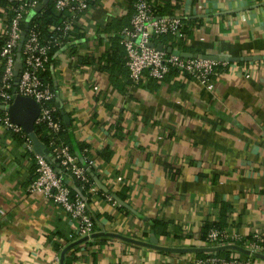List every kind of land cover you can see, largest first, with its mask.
Here are the masks:
<instances>
[{"label": "crops", "instance_id": "obj_1", "mask_svg": "<svg viewBox=\"0 0 264 264\" xmlns=\"http://www.w3.org/2000/svg\"><path fill=\"white\" fill-rule=\"evenodd\" d=\"M132 11L131 0H93L75 37L50 57L49 82L74 155L84 162L83 144L93 161L91 186L81 193L95 230L202 247V227L218 220L222 200L231 205L222 230L263 233L264 0H181L169 14L184 22L185 39L167 36L182 44L158 43L164 48L260 57L231 62L239 71L220 72L212 91L174 74L148 80L143 73L133 83L118 39ZM35 174L33 155L0 120V264H60L71 245L68 214L28 192ZM154 220L168 226L169 238L150 232ZM195 253L204 252L98 236L71 246L64 264L67 257L70 264H192Z\"/></svg>", "mask_w": 264, "mask_h": 264}, {"label": "built area", "instance_id": "obj_2", "mask_svg": "<svg viewBox=\"0 0 264 264\" xmlns=\"http://www.w3.org/2000/svg\"><path fill=\"white\" fill-rule=\"evenodd\" d=\"M7 1L10 3L7 13L10 12L11 16L9 21H0L2 34L5 36L0 50L2 68L0 103L4 111L0 120L8 132L22 139L25 149L33 155L36 174L28 186V192L41 195L68 214L71 223L68 239L69 244H74L82 238L89 239L98 232L95 230L94 221L88 211L87 198L82 195L81 190H75L72 187L74 181L91 186L87 169L92 166L93 161L85 154L84 162L87 167L79 164L70 147L56 137L60 130V120L53 115L55 109L52 99L55 93L43 81L40 74L46 70L54 48H59L72 39L69 32L73 29V23L77 22L89 6L87 0H53L55 9L59 13L68 12V15L58 27V33L43 41L37 28L33 27L26 35L21 27L22 22L32 17L33 10L43 0ZM132 5L130 24L120 31L119 37L125 52V66L133 83H139L143 73H147L148 80H162L167 75L174 74L188 76L212 91L214 81L220 72L239 71L240 66L237 63L201 57H183L169 53L166 49L158 50L155 47H149L148 43L153 42L154 36L185 39L183 37L184 22L180 17L169 14L158 15L149 0H134ZM22 36L23 41L21 42ZM20 44V73L16 93L34 99L39 105L40 113L36 124L46 123L50 128L51 138L49 148H47L53 161L58 162L61 169L55 167L45 157L33 152L29 137L24 135L25 132L21 127L10 121L6 110L13 95L17 48ZM84 151L87 152L86 149ZM107 199L115 204L110 197ZM263 233L258 232L251 237L242 238L235 232L212 228L207 234L208 242L203 247L237 244L250 252L264 254ZM232 252L230 258L216 256L217 253H207L209 255L205 257L194 256L192 264H264V261L259 258L245 254L243 255L246 257H241L242 253Z\"/></svg>", "mask_w": 264, "mask_h": 264}, {"label": "trees", "instance_id": "obj_3", "mask_svg": "<svg viewBox=\"0 0 264 264\" xmlns=\"http://www.w3.org/2000/svg\"><path fill=\"white\" fill-rule=\"evenodd\" d=\"M92 1L93 0H87L89 7H90ZM133 1L134 0H131L132 4H133ZM149 1L154 6L153 9L156 11V13L158 15H162V14H171L172 15V11L178 7V3L181 0H160V1L159 0L158 1L157 0H154V1L149 0ZM53 3H54L53 0H50L41 9H39V10L34 9L32 17L29 20L22 22L21 27H22V30H24V32L26 33V35L31 29H33V27L37 28V30L39 32V36L43 41L49 39L50 36H53V35L58 33V27L61 26L62 21L64 20L65 17H67L68 12L59 13L55 9ZM9 4L10 3L7 0H0V21H5V22L9 21L8 19L11 16L10 12H9V14L7 13V8L9 6ZM77 21H78V19H77ZM76 24H77V22L73 23V29L69 32V35L71 38L75 37L74 31H76L75 30ZM170 37L154 36L152 41L154 42V44H158V43L169 44L173 48L176 47V45H178V44L179 45L182 44V42H178L176 40H173ZM118 39L121 43V38L118 37ZM168 39L171 40L172 42L170 43L168 41ZM4 41H5V36L2 34V31L0 30V50H1V46L3 45ZM55 49H57V48H54V50ZM122 52H123V56H124L125 52H124L123 46H122ZM106 56H107V54H106ZM50 59L47 63L46 70L43 71L40 75H41V78L43 79V81L45 83H47L49 85L50 89L55 93V90L53 89V87L50 85V82H49L48 69L50 67ZM123 65L125 66V60L123 61ZM125 68H126V66H125ZM169 75H172V74H169ZM1 76H2V68L0 67V79H1ZM55 97H56V94L54 95V99H52V105L55 109V111L53 112V115L60 120V130L56 134V137L59 140H61L63 143H65L69 147H71L72 145L70 144V141L68 139L67 126L64 124V122L62 120V115H61L58 107L55 104ZM0 113H1L0 114V117H1L4 114V111H0ZM35 133L39 137V139L46 145V147L49 148V140L51 138V130L47 126V124L46 123L35 124ZM24 135L27 137V135L25 133H24ZM13 137H14V139L22 142V139L19 136L13 134ZM70 149L73 152V154H75V152L72 150L73 148L71 147ZM85 149H86V146L83 144H80V151L84 152ZM86 155H88V152H86ZM51 164H53L55 167H58L59 169H61V167L58 165V162L54 161L53 163L51 162ZM79 164L87 167L86 162L79 163ZM90 168L87 169V175H88V178L91 182L93 179L90 175V171H89ZM74 185L77 188H79V190H81V192H84V193L88 189V184H86V183H80L79 181H74ZM216 206L218 207V210H219L218 220L212 221V222H207V224H204V226L202 227L201 240L204 242L203 245H206V243L208 242L207 234H208L210 229H212V228L221 229V228L227 227L226 213L229 211L231 205L228 204L227 202L221 200L220 202L216 203ZM150 232L154 233L158 237H164L165 239L169 238L171 235L170 231L168 229V226L159 220L153 221V228L151 229ZM143 236L148 238L149 237L148 232H144ZM232 254H233L232 251L224 250V251L217 252L216 256L230 258L232 256ZM207 255H209V254H207V253H195L194 254V256H197V257H200V256L205 257ZM240 256L246 257L243 254H240ZM71 261L72 260L70 257L66 258V264H70Z\"/></svg>", "mask_w": 264, "mask_h": 264}, {"label": "water", "instance_id": "obj_4", "mask_svg": "<svg viewBox=\"0 0 264 264\" xmlns=\"http://www.w3.org/2000/svg\"><path fill=\"white\" fill-rule=\"evenodd\" d=\"M50 0H43L41 4H39L37 7H35V10L41 9L44 5H46ZM24 36V33H23ZM23 36L21 38V42L23 41ZM149 47H155L158 50L166 49L167 52L178 54L183 57H201L204 59H211L221 62H238V61H251V60H258L260 57L258 56H246V57H229L226 55H202V54H189L186 52L177 51L175 49H172L170 47L164 48L162 44H157L155 46L154 42L148 43ZM20 50H21V44L18 46L17 51V65L15 70V82L13 87V95L11 99V103L7 107V112L9 119L12 123L18 125L21 127V129L27 134L29 137L31 143H32V149L33 152L45 157L48 161H50L51 155L49 149L46 147V145L39 139V137L35 133V124L36 120L39 116L40 109L39 105L36 103V101L30 97L22 96L18 93H16V87H17V81L20 73ZM53 160V158H52ZM98 236H108V237H115L120 238L128 242H134L141 245L149 246L151 248L164 250V251H175V252H204V253H217L220 251L228 250V251H236L245 255H251L253 257L259 258L264 261V254L258 253V252H250L246 248L239 246L237 244H227L222 246H209V247H197V248H176L172 246H164V245H158V242L155 237L151 238V242H142L138 241L132 238H128L119 234L109 233V232H97L93 234L91 237H98ZM88 238H82L78 242L71 244L65 248L63 253L61 254V260L60 264H64L65 260V254L66 252L71 248V246H74L75 244H78L80 242L86 241Z\"/></svg>", "mask_w": 264, "mask_h": 264}]
</instances>
